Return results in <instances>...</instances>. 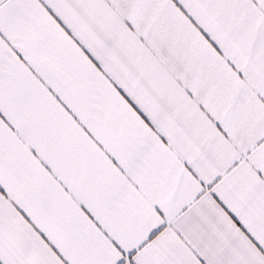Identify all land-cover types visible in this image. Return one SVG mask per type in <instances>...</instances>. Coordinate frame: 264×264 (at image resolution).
Returning a JSON list of instances; mask_svg holds the SVG:
<instances>
[{
  "label": "snow or ice",
  "instance_id": "obj_1",
  "mask_svg": "<svg viewBox=\"0 0 264 264\" xmlns=\"http://www.w3.org/2000/svg\"><path fill=\"white\" fill-rule=\"evenodd\" d=\"M0 264H264V0H0Z\"/></svg>",
  "mask_w": 264,
  "mask_h": 264
}]
</instances>
